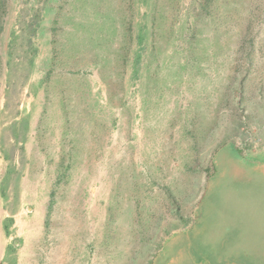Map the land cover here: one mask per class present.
<instances>
[{
    "label": "rangeland",
    "instance_id": "1",
    "mask_svg": "<svg viewBox=\"0 0 264 264\" xmlns=\"http://www.w3.org/2000/svg\"><path fill=\"white\" fill-rule=\"evenodd\" d=\"M0 264H264V0H0Z\"/></svg>",
    "mask_w": 264,
    "mask_h": 264
}]
</instances>
